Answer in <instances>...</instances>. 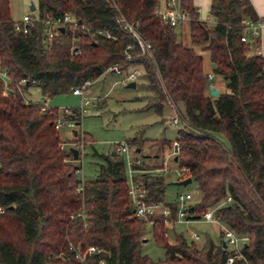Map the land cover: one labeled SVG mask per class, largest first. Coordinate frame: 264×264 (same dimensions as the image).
I'll list each match as a JSON object with an SVG mask.
<instances>
[{"label": "trees", "instance_id": "trees-1", "mask_svg": "<svg viewBox=\"0 0 264 264\" xmlns=\"http://www.w3.org/2000/svg\"><path fill=\"white\" fill-rule=\"evenodd\" d=\"M158 3L39 0L35 20L24 32L15 29L10 0H0V66L10 74L13 90L4 94L0 79V264H227L231 251L221 240L207 236L199 245L160 215L152 232L165 258L153 260L143 253L147 224L133 212L124 158L115 151L95 152L103 160L99 172L80 179V166L68 148L60 147L67 141L55 127L58 111H42L45 103L27 102L15 84L22 77L34 79L42 95L51 98L86 81L94 83L114 64L122 71L133 65L144 68L152 92L146 109L162 112L167 103L176 107L183 122L176 138L177 162L189 167L199 194L189 205L188 218L216 208L221 221L249 235L244 258L231 264H264V56L260 38L253 49L241 40L244 20L258 15L244 0H212L215 23L209 25L193 0H181L191 17L190 41L204 43L212 72L225 85V91L211 96L203 55L163 22ZM67 11L91 30L108 29L111 36L67 26L50 43L44 41L42 21ZM120 13L151 42V52L141 53L134 36L117 22ZM74 112L79 124L80 112ZM85 135L77 130L71 140L85 142ZM156 141L161 149H170L173 142ZM127 142L142 151V138ZM144 166L158 168L145 161ZM143 182L147 201L164 202L175 219L178 203L165 199L166 178L144 174ZM228 196L232 200L221 205ZM169 230L174 243L166 236ZM77 245H94L99 251L79 262L72 252Z\"/></svg>", "mask_w": 264, "mask_h": 264}, {"label": "rangeland", "instance_id": "rangeland-1", "mask_svg": "<svg viewBox=\"0 0 264 264\" xmlns=\"http://www.w3.org/2000/svg\"><path fill=\"white\" fill-rule=\"evenodd\" d=\"M32 3L36 6L35 9H31ZM38 5L39 0H10L11 16L15 21L20 20L25 14L34 17L38 13ZM187 23L183 24V29L178 27L177 31L182 30L183 41L193 45L203 55L205 72H212L209 51L203 49L204 43L192 44L189 35V24ZM140 70L139 79L134 88L120 83L121 76L119 74L104 73L86 91L85 96L90 103L83 105L84 109L82 111H80L83 104L82 97L72 92L49 98L44 97L41 89L33 85L25 90L24 94L28 100L45 103L50 108L58 111L64 122V126L59 130L63 141L69 142L72 139V128L67 126L63 110L68 108L71 111L75 109L80 111V123L75 124V130H80L86 134L83 152L75 162L80 166L77 171L80 179L94 178L99 172L103 160L95 152L109 154L113 152L115 143L129 141L137 136L143 139L141 154L143 159L152 167L166 166L167 172L163 174L167 181L166 201L178 203V194L187 192L193 195V200H197L199 194L196 189L197 183L194 180L187 185L173 184L177 180L179 163L168 157L170 150L166 146L162 149L158 148L160 141H156L163 139L176 140L178 130L183 127V122L179 118L178 124L175 125L170 122L169 125H166V120L177 117L175 109L168 103L163 106L162 112H158L156 108L146 109L152 92L147 86L144 68L141 67ZM214 81L217 85L224 87V83L219 81L216 75ZM180 108L182 109L181 106ZM219 138L226 142L224 136L219 135ZM146 224L147 230L144 237L146 240L143 239L142 251L153 260H162L165 258V249L162 243L155 239L152 225L147 222ZM174 227L177 232H183L188 240H191L190 235L192 232L200 233L201 239L196 240L199 245L203 243L207 236L216 242L222 240V227L217 222L197 218L189 219L188 222L177 223ZM169 242H175L172 230H169Z\"/></svg>", "mask_w": 264, "mask_h": 264}, {"label": "built area", "instance_id": "built-area-1", "mask_svg": "<svg viewBox=\"0 0 264 264\" xmlns=\"http://www.w3.org/2000/svg\"><path fill=\"white\" fill-rule=\"evenodd\" d=\"M156 12L162 17L164 23L174 26L176 28L181 27L185 22L190 21L191 17L189 13L182 8L181 0H165L164 6L160 7L159 3L156 7ZM35 20L30 14H25L23 17L15 21V29L23 30L27 32L29 29V25ZM117 22L122 24L124 28H126L136 39L138 46L140 47L141 53L151 52L152 45L151 42L145 39L137 30L136 24L128 21L123 14H119L116 18ZM43 22V36L44 41L50 43L56 36H58L62 31L60 27H64L66 29L67 26L73 28H83L87 31H91L92 33H99L106 37H110L111 33L108 29H93L87 26L86 24L80 23V21L76 18V16L71 12H65L62 15H58L56 17L47 18L42 21ZM264 30V19L263 18H246L244 20V31L241 36V40L248 43L251 47L257 44V39L260 38L262 32ZM78 52V49L76 50ZM130 58V56H128ZM140 65H133L128 70L122 71L120 68V64H114L110 66L105 73H116L121 76L120 83L127 85L131 81H135L137 83L139 79ZM143 72V70H142ZM209 79V88L211 89L214 86V78L215 75L213 72L207 73ZM0 79L4 83V94L12 93L9 83L12 81L10 74L7 69L3 66H0ZM16 88L23 94L24 99L28 102L25 96V90L23 86L34 85L35 80L27 77H22L16 81ZM93 84L92 81H86L81 86L73 89V94L80 95L83 99V104L81 106V110L84 109L83 105L89 104V99L85 96L88 88ZM171 106L175 109L176 107L171 104ZM42 111H50L51 108L44 104L41 107ZM78 111V112H80ZM64 118L67 120V126L72 128V137L74 136L73 131L75 129V113L68 108L63 110ZM177 113V111H176ZM171 123L178 124L179 116L171 118V120H166V124L169 125ZM64 126V122L62 121L60 115L55 119V127L57 129H61ZM85 146L84 140H71L69 142H62L60 147L68 148L71 152V147H76L79 150V155L82 154L83 148ZM113 151L117 154L121 155L124 158L126 172H127V180L129 184L128 195L130 196V200L134 209V213L138 217H142L148 224L153 225L155 217L160 215L163 218V221L166 224H172L175 221H186L188 222L190 218H188L189 214V201L193 200V195L190 192L187 193H179L178 194V205L176 211V217L173 219L171 217V208L166 205L164 202L156 201L149 202L147 201V188L143 182L144 174L147 175H163L167 172L166 166L149 169L144 168V159L142 157V151L137 152L136 147L131 146L127 141L115 143ZM180 151V143L178 140H174L172 142V146L170 148L169 157L174 160ZM72 155V153H71ZM73 158V155H72ZM159 174H158V173ZM190 169L187 166H180L177 170V180H182L190 176ZM80 190V188H78ZM232 200L230 196L225 198L221 205L228 203ZM77 215L84 216L83 213H79ZM200 218L204 221L209 222H217L221 227L222 234V243H226V248L231 251V254L227 257V264L233 263L236 259L244 258L242 253V248L245 244L249 242V235L237 233L233 228L226 225L223 221H221L218 213L216 212V208L209 207L206 208ZM166 236L169 237V232L166 233ZM191 240H199L201 239V234L198 232H192L190 235ZM99 249L92 245L86 248H82L81 245H77L72 248V252L74 258L79 262H84L87 255H92L98 253ZM100 264H104L102 260Z\"/></svg>", "mask_w": 264, "mask_h": 264}, {"label": "crops", "instance_id": "crops-1", "mask_svg": "<svg viewBox=\"0 0 264 264\" xmlns=\"http://www.w3.org/2000/svg\"><path fill=\"white\" fill-rule=\"evenodd\" d=\"M164 2H165V0H159L160 7L164 6ZM193 4L198 8V12L200 14V18L201 19L206 20L209 25H213L215 23V20H214L213 16L210 13L212 0H193ZM244 4H252L254 9H255V11H256V13H257V15H258V17L264 19V0H244ZM207 12H208V14H207ZM187 22H188L187 24H189V21H187ZM181 28L183 29V25L181 26ZM178 35H179L180 38H183L182 30H180V32L178 31ZM251 49H253V47H251ZM252 52H254V50H252ZM259 52L264 56V30H263V32H262V34L260 36ZM212 65H213V63H211V66ZM219 81H221V79H219ZM136 85H137V83H136ZM214 86L219 90L218 94L220 92L225 91V85H224V87L220 86V85H217L216 82L214 81ZM221 87H223V88H221ZM210 91H211V89L209 88V92ZM168 157H169V153H168ZM145 163H147L146 160H145ZM189 203H192V202L189 201ZM177 223H183V221L177 220V221L174 222V225L177 224Z\"/></svg>", "mask_w": 264, "mask_h": 264}, {"label": "water", "instance_id": "water-1", "mask_svg": "<svg viewBox=\"0 0 264 264\" xmlns=\"http://www.w3.org/2000/svg\"><path fill=\"white\" fill-rule=\"evenodd\" d=\"M31 9H35V5L33 3L31 4ZM60 30L63 32L65 29H64V27H60ZM126 86L134 88V87H136V82L135 81H131ZM218 92H219V90L215 86H213L211 88L210 94H211V96H217ZM73 134L76 135L77 134V130L74 129ZM70 150H71V153L73 155V159L77 160L78 157H79V150L76 147H71ZM136 151L140 152L141 149L137 148ZM174 160L177 161L178 157L176 156L174 158ZM192 181H193V178L191 176H189V177H187L185 179L177 180V181L173 182V184H175V185H187V184L191 183ZM133 212H134V209H133ZM144 240H146V239H144ZM223 246L226 247V243L225 242H223Z\"/></svg>", "mask_w": 264, "mask_h": 264}]
</instances>
